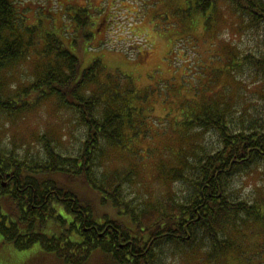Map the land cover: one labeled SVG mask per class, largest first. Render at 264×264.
Segmentation results:
<instances>
[{"label":"trees","instance_id":"trees-1","mask_svg":"<svg viewBox=\"0 0 264 264\" xmlns=\"http://www.w3.org/2000/svg\"><path fill=\"white\" fill-rule=\"evenodd\" d=\"M221 1L252 23L264 22V0L187 3L210 26ZM71 10L79 35L92 40L91 8ZM77 46L78 41L67 44L55 29L29 25L14 0H0V75L17 61L31 56L38 61L35 79L19 93L3 96L0 82V111L22 114L53 97L75 110L86 127L76 156L59 153L45 136L43 159L21 158L0 147V235L12 249L32 252L16 264H162L166 245L190 246L197 240L210 247L209 260L239 251L232 230L238 232L243 215L259 221L264 212L236 195L230 179L264 161V117L240 124L231 116L236 99L227 98L226 88L195 91L193 100L178 105L182 118L173 123L184 128L185 137L187 130H201L194 137L211 131L217 144L200 140L192 153L179 147L178 164L168 171L160 168L159 175L166 182L181 180L187 190L141 206L125 197V184L135 170L98 167L105 150L126 152L151 137L143 128L155 117L141 103L146 91L121 73L106 71L100 57L83 68L73 51ZM246 58L264 76V52ZM168 113L164 119L173 116ZM79 180L86 183V196L77 187Z\"/></svg>","mask_w":264,"mask_h":264},{"label":"rangeland","instance_id":"rangeland-1","mask_svg":"<svg viewBox=\"0 0 264 264\" xmlns=\"http://www.w3.org/2000/svg\"><path fill=\"white\" fill-rule=\"evenodd\" d=\"M14 1L29 25L55 29L67 44L78 41L73 51L82 59L83 68L100 57L106 71L121 73L136 88L146 91L141 103L152 108L155 117L143 128L151 137L131 144L126 152L105 150L98 167L100 171L119 167L135 170L133 180L125 184V197L134 203L143 206L173 192L183 194L187 184L181 180L166 182L163 173L159 175L160 168L168 171L178 164L179 147L192 153L199 149L200 140L216 146L211 131L194 137L199 129L187 130L185 137L184 128L173 123L175 118H182L178 105L201 94V87L226 88L227 98L236 99L231 116L240 124L249 125L264 117V76L246 58L264 52V22L252 23L231 4L221 1L208 26L203 17H196L193 8L189 10L188 0ZM72 7H90L95 14L90 27L92 40L82 39L77 32ZM37 65L36 57L31 56L5 68L0 75L1 94H16L31 84ZM200 104L196 99L194 105ZM168 112L173 116L164 119L170 116ZM85 134L77 112L53 97L22 114L0 111V147L21 158H45L43 136L59 153L76 156ZM230 183L236 195L259 204L264 212V161L237 172ZM85 184L77 183L84 196L88 192ZM238 227L231 235L239 251L209 260L206 241L197 240L190 246L169 244L161 254L162 264H264V218L254 221L243 215ZM27 254L31 255V250L12 249L0 235V264H16Z\"/></svg>","mask_w":264,"mask_h":264}]
</instances>
